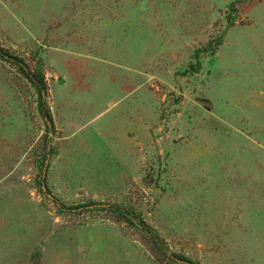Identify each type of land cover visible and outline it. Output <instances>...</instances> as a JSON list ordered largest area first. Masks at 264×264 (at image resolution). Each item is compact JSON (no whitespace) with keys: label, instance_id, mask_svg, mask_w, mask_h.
Wrapping results in <instances>:
<instances>
[{"label":"rangeland","instance_id":"rangeland-1","mask_svg":"<svg viewBox=\"0 0 264 264\" xmlns=\"http://www.w3.org/2000/svg\"><path fill=\"white\" fill-rule=\"evenodd\" d=\"M0 44L42 65L54 126L0 62V264H176L91 202L264 264V0H0Z\"/></svg>","mask_w":264,"mask_h":264},{"label":"trees","instance_id":"trees-1","mask_svg":"<svg viewBox=\"0 0 264 264\" xmlns=\"http://www.w3.org/2000/svg\"><path fill=\"white\" fill-rule=\"evenodd\" d=\"M220 42L221 41L219 39L217 41L218 44L216 46H220L221 45ZM0 62L5 63L9 65L11 68L15 69L16 72L22 77V79L25 80L28 84H30L31 87L33 88L34 93L36 95L37 111L40 114L41 118L43 119V122L46 127V134L44 135L45 136L44 138L48 139L49 135L53 134L54 132V126H53L52 116L49 107L47 105L48 87L42 70V65L38 63L35 66V68L31 69V67L23 58L3 48L1 44H0ZM46 145H49V141L46 143ZM44 184L45 181L42 178L41 180L42 187ZM44 191L47 192V189H44ZM81 208L88 209V212H93V211L108 212L111 215V217H114V221L116 223L133 225L136 222L138 227L141 228V230L144 232V234L147 236L148 240L150 241L152 252L156 256V258L162 256L166 260L176 264H196L195 262H193L192 260H190L189 258L183 255L176 253H168L167 247L165 246L163 240L155 233L154 230H152L149 226L145 224L143 219H141L140 215H136L135 213H133V211L124 209L120 205H104L94 202H91L85 207L83 206Z\"/></svg>","mask_w":264,"mask_h":264}]
</instances>
